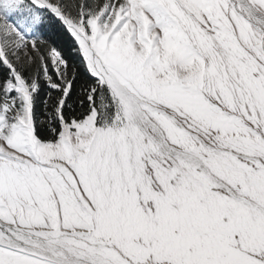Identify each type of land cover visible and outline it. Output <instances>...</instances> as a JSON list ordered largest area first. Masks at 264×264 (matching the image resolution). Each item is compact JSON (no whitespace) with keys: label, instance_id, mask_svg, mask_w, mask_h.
<instances>
[{"label":"snow or ice","instance_id":"6c2138e0","mask_svg":"<svg viewBox=\"0 0 264 264\" xmlns=\"http://www.w3.org/2000/svg\"><path fill=\"white\" fill-rule=\"evenodd\" d=\"M0 264H264V0H0Z\"/></svg>","mask_w":264,"mask_h":264}]
</instances>
